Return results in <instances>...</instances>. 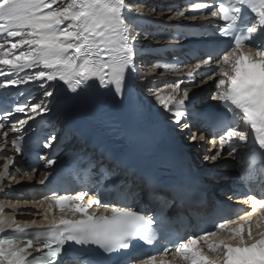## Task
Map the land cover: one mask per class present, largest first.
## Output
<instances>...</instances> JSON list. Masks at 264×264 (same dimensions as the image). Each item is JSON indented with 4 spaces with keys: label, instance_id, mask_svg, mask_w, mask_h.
I'll return each mask as SVG.
<instances>
[{
    "label": "snow or ice",
    "instance_id": "1",
    "mask_svg": "<svg viewBox=\"0 0 264 264\" xmlns=\"http://www.w3.org/2000/svg\"><path fill=\"white\" fill-rule=\"evenodd\" d=\"M182 2L187 7L174 6L175 19L210 11L211 17L222 22L217 25L219 37L185 76L157 89L154 100L172 117L173 125L179 127L190 117L202 124L205 131L197 129L200 134L190 133L189 139L195 143L212 137L209 143L215 154L205 155L206 161L216 162L225 149L228 157L243 161L240 190L252 210L235 219L221 218L213 225L215 230L204 228L172 238L165 217L145 214L130 206L127 197L104 199L96 193L89 197L87 190L59 194L54 188L40 201V206L46 204L45 228L20 227L0 204V264H58L69 242L85 250L81 264H110L101 254H116L120 264H264V192L250 194L246 188L253 178L264 185V0ZM131 15L130 0H0V90L33 82L44 98L30 107L23 103L0 107V137L7 142L10 133L14 135L11 144L17 154L25 149L23 137L16 133L29 120L51 110L49 101L55 90L49 82L66 86V104L75 102L81 89L97 82L115 96L125 94L128 72L135 69L138 56ZM175 35L180 39L184 34ZM179 62L156 61L151 71L175 72ZM209 71L212 75H207ZM199 75L207 76L201 86L214 83L213 100L219 103L190 113L188 105ZM185 83L190 87H184ZM28 111L27 119L15 115ZM10 120L16 123L5 130ZM190 127L183 124L181 131ZM55 139L54 134L47 136L43 147H50ZM4 147L0 144V149ZM15 162L9 158L3 163L0 181L11 175L10 166ZM55 163V158H48L46 167ZM24 176L29 181L34 178L27 171ZM49 179L46 171L40 183ZM93 205L104 211H90ZM53 206L60 216L52 214ZM12 208L15 210L14 205ZM65 210L71 217L63 214ZM37 244L42 250L31 253Z\"/></svg>",
    "mask_w": 264,
    "mask_h": 264
},
{
    "label": "bare ground",
    "instance_id": "2",
    "mask_svg": "<svg viewBox=\"0 0 264 264\" xmlns=\"http://www.w3.org/2000/svg\"><path fill=\"white\" fill-rule=\"evenodd\" d=\"M201 148V147H200ZM214 155V154H213ZM223 166L221 165V166H219V171H224V169L222 168ZM230 171H234V169H231ZM6 186V185H5ZM44 210L46 211V206H45V208H44ZM21 213H22V211H21ZM33 215H39V212L38 211H32L31 212ZM5 214H6V212H5ZM22 218H28V216H23Z\"/></svg>",
    "mask_w": 264,
    "mask_h": 264
}]
</instances>
